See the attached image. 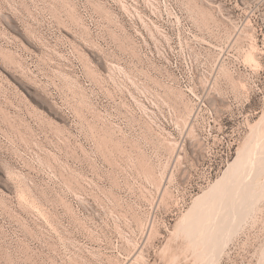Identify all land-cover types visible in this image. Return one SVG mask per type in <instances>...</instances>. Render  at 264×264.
I'll return each mask as SVG.
<instances>
[{
	"label": "rangeland",
	"instance_id": "1",
	"mask_svg": "<svg viewBox=\"0 0 264 264\" xmlns=\"http://www.w3.org/2000/svg\"><path fill=\"white\" fill-rule=\"evenodd\" d=\"M0 264H264V0H0Z\"/></svg>",
	"mask_w": 264,
	"mask_h": 264
},
{
	"label": "bare ground",
	"instance_id": "2",
	"mask_svg": "<svg viewBox=\"0 0 264 264\" xmlns=\"http://www.w3.org/2000/svg\"><path fill=\"white\" fill-rule=\"evenodd\" d=\"M259 154H261V152L259 153ZM260 156V155H259ZM262 156V155H261ZM262 163V162H261ZM248 168V167H247ZM242 171V170H241ZM245 172V171H244ZM243 173V172H242ZM242 175V174H241ZM254 175V174H253ZM252 177V176H251ZM238 179V178H237ZM233 181V180H232ZM235 181V180H234ZM231 183V182H230ZM234 183V182H233ZM232 183V184H233ZM252 183V182H251ZM227 184V183H226ZM247 184V183H246ZM227 187V186H226ZM229 187V186H228ZM229 189V188H228ZM249 190V189H248ZM226 191H228V190H226ZM251 191V190H250ZM249 192V191H248ZM251 194V193H250ZM239 198V197H238ZM244 199V198H243ZM254 199V198H253ZM223 200H225V199H223ZM220 201V200H219ZM250 201V200H249ZM243 202V201H242ZM219 203V202H218ZM226 203V202H225ZM218 205V204H217ZM235 205V204H234ZM233 205V206H234ZM250 205V204H249ZM207 206V205H206ZM241 206V205H240ZM245 206V205H244ZM218 207H219V205H218ZM229 208V207H228ZM235 208V207H234ZM236 208H237V204H236ZM235 208V209H236ZM243 208V207H242ZM206 209V208H205ZM218 209V208H217ZM217 209L215 210V211H217ZM239 209V207L237 208V210ZM225 210H227V209H225ZM234 210V209H233ZM248 210V209H247ZM198 212H199V210H198ZM227 212V211H226ZM245 212V211H244ZM217 213V212H216ZM236 213V212H235ZM199 214V213H198ZM223 214H224V212H223ZM240 214V213H239ZM238 214V215H239ZM247 214H248V212H247ZM217 215V214H216ZM235 215V214H234ZM226 216V215H225ZM218 217V216H217ZM221 217V215L219 216V218ZM224 217V216H223ZM232 217V216H231ZM239 217V216H238ZM234 218V217H233ZM223 219V218H222ZM235 220V219H234ZM238 220V219H237ZM226 221H228V220H226ZM229 221H232V220H229ZM220 222V224H219V226L221 225V221H219ZM216 223H218V221H216ZM226 224H228V223H226ZM214 225V224H213ZM225 225V224H224ZM223 225V226H224ZM209 226V225H208ZM216 226H218V225H216ZM223 226H221L222 228H220V229H225V228H223ZM215 226H213L212 228H214ZM225 227V226H224ZM230 227V226H229ZM212 228H210L211 230H212ZM216 228V227H215ZM219 228V227H218ZM217 229V228H216ZM226 229H228V228H226ZM210 230V231H211ZM230 230V229H229ZM232 230V229H231ZM209 231V230H208ZM213 231H214V229H213ZM227 231V230H226ZM226 231H225V233H226ZM218 232H221V231H218ZM217 232V233H218ZM228 232V231H227ZM216 233V234H217ZM222 233H223V231H222ZM230 234V233H229ZM222 235V234H221ZM225 235V234H224ZM219 236V235H218ZM218 236H216L217 238H218ZM223 236V235H222ZM227 236V235H226ZM226 236H224L225 238H226ZM215 240H216V238H214ZM225 240V239H224ZM226 240H227V238H226ZM225 240V241H226ZM217 241V240H216ZM218 241H220L219 239H218ZM210 243H211V241H209ZM221 242H223V241H221ZM221 242L219 243L220 245H222L221 244ZM214 244H215V242H213ZM211 246H212V244H211ZM208 247H210V246H208ZM214 247V246H213ZM219 247V246H218ZM220 248V247H219ZM219 248H218V251H219ZM211 249V248H210ZM213 249V248H212ZM221 249H223V247L221 248ZM220 249V250H221ZM214 250V249H213ZM209 251V250H208ZM210 251H212V250H210ZM209 253V252H208ZM212 253V252H211ZM214 253H215V250H214ZM213 255V254H212ZM216 255V254H215ZM214 256V255H213ZM211 257V256H210Z\"/></svg>",
	"mask_w": 264,
	"mask_h": 264
}]
</instances>
